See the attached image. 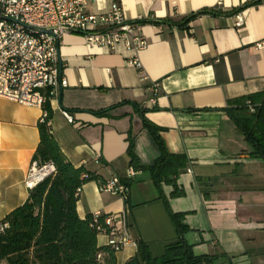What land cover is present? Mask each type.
Here are the masks:
<instances>
[{
  "label": "crops",
  "instance_id": "1",
  "mask_svg": "<svg viewBox=\"0 0 264 264\" xmlns=\"http://www.w3.org/2000/svg\"><path fill=\"white\" fill-rule=\"evenodd\" d=\"M114 2L141 26L145 48L110 50L68 34L59 49L68 86L51 105L50 133L75 167L128 187L124 199L96 181L84 184L78 216H111L124 229L131 243L115 253L116 264L138 256L140 242L160 258L179 241L151 174L127 154L131 136L138 166L159 157L146 121L170 154L186 158L176 185L161 189L170 210L184 214L193 254L217 257L214 264H264V159L223 110L233 99L264 100V0H94L89 11ZM40 116L38 107L0 97V222L28 198ZM106 241L99 233L98 247Z\"/></svg>",
  "mask_w": 264,
  "mask_h": 264
},
{
  "label": "trees",
  "instance_id": "2",
  "mask_svg": "<svg viewBox=\"0 0 264 264\" xmlns=\"http://www.w3.org/2000/svg\"><path fill=\"white\" fill-rule=\"evenodd\" d=\"M259 97L250 95L229 100L223 110L254 147V155L264 159V100H259ZM46 108L50 117L52 110L49 103ZM144 125L159 148V157L149 167L138 166L131 136L128 137L127 154L133 168L151 174L180 237L177 243L165 248L160 258L153 257L148 246L140 242L139 255L129 259L126 264H214L217 257L193 254L182 235L185 230L182 224L184 214L173 213L162 194V183L176 185L180 170L186 166V158L170 154L159 135V129L146 121ZM38 132L39 144L32 161L41 165L52 164L55 173L29 190L27 200L3 219L7 227L0 235V264H99L101 258L98 259V255L103 253V264H116L115 253L106 246L98 247L97 243L101 233L99 226L106 228L105 216H100L98 223H93V215L81 219L76 210L79 191L84 184L96 181L101 185L105 182L84 167H75L69 162L45 124H38ZM121 182L127 185L123 180Z\"/></svg>",
  "mask_w": 264,
  "mask_h": 264
},
{
  "label": "built area",
  "instance_id": "3",
  "mask_svg": "<svg viewBox=\"0 0 264 264\" xmlns=\"http://www.w3.org/2000/svg\"><path fill=\"white\" fill-rule=\"evenodd\" d=\"M92 1L0 0V97L38 107L41 109L39 123L49 129L46 104L49 103L51 109L59 91L68 86L59 55L64 36L79 34L87 45L110 50H116L119 45L126 48L132 45L139 51L146 46L141 26L127 19L120 3L114 2L102 12L91 13ZM242 25L243 19L238 17L235 27ZM249 108L253 111L250 105ZM63 115L72 121L67 112L63 111ZM54 173L52 164L32 161L24 180L25 187L32 190ZM134 174L133 169L128 171L129 177ZM100 189L124 199L128 195L127 185L118 177H111ZM99 217L100 214H94L93 223H98ZM104 225L106 228L99 226L98 229L106 235V247L112 252L117 253L131 243L114 217H105ZM6 227L7 224L0 222V235Z\"/></svg>",
  "mask_w": 264,
  "mask_h": 264
}]
</instances>
